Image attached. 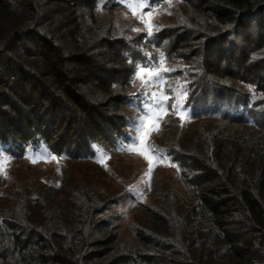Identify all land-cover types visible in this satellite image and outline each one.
<instances>
[{
	"label": "trees",
	"instance_id": "obj_1",
	"mask_svg": "<svg viewBox=\"0 0 264 264\" xmlns=\"http://www.w3.org/2000/svg\"><path fill=\"white\" fill-rule=\"evenodd\" d=\"M180 1L185 16L153 42L188 63L187 103L219 123L166 147L194 203L148 209L132 246L111 198L49 190L11 206L0 195V264H264V0ZM98 2L0 0V145L43 144L78 162L123 140L145 59Z\"/></svg>",
	"mask_w": 264,
	"mask_h": 264
},
{
	"label": "rangeland",
	"instance_id": "obj_2",
	"mask_svg": "<svg viewBox=\"0 0 264 264\" xmlns=\"http://www.w3.org/2000/svg\"><path fill=\"white\" fill-rule=\"evenodd\" d=\"M150 2L151 15L145 16L143 22L133 15V10L122 0H99L98 8L103 20H113L120 36L129 38L131 42L136 40L134 44L139 40L137 48L145 60L139 61L135 70L137 65L156 66L163 56V66L174 69L169 72L161 69L163 79L167 83L161 87L143 88L142 80L132 79L131 100L126 110L128 127L125 137L112 149L94 144L91 148L92 155L84 156L78 162H71L62 155L51 154L43 144L24 146L23 150L11 143L1 144L0 195L3 204L14 206L32 198L38 200L42 198L44 202L48 194L52 193L49 190H61L60 194L63 195H59V200L65 202L76 200L78 194L87 192H91L90 195L94 193L101 201L111 198L116 203L108 212L117 218L119 240L136 246L137 239L133 229L135 226H146L148 209L152 208L154 214L159 213L163 206L173 211L170 203L175 202V206H178L179 211L182 212L194 203L193 194L181 177V170L178 171L177 167L171 166L168 160L157 162L148 152L146 144L154 143L163 150V154L167 155V146L193 144L201 133L217 129L219 123L211 116L201 117L187 103L188 84L185 78L188 63L183 59L168 58L159 47L155 46L153 39L159 31L153 36L146 35L145 22L158 26L161 31L182 20L187 8L180 0H150ZM105 6L108 8L115 6V8L107 15L103 11ZM136 11L138 14L140 11L148 13L149 8L144 7ZM133 28H139L141 31H133ZM147 79L145 74L143 80ZM180 86H183L187 92L185 120L182 122L169 108L163 114V120L159 125L152 121L146 124L141 137L143 143H140L135 151H124L132 123L149 110L147 106H157L150 96L161 90L164 94L172 96L174 91L180 90ZM246 90L251 92L248 87ZM171 103L172 100H169L168 105ZM258 132L259 136L264 138V129ZM7 157L11 159L6 160ZM33 159L36 162H33ZM150 162L153 171L146 176ZM45 191L48 192L46 195L43 194Z\"/></svg>",
	"mask_w": 264,
	"mask_h": 264
},
{
	"label": "snow or ice",
	"instance_id": "obj_3",
	"mask_svg": "<svg viewBox=\"0 0 264 264\" xmlns=\"http://www.w3.org/2000/svg\"><path fill=\"white\" fill-rule=\"evenodd\" d=\"M122 2L126 3V6L133 10V15L136 16L138 19H141L143 22V19L145 16L151 15V9L152 4L150 0H122ZM144 7L149 8L148 13H144L143 11H140L139 14L137 13V9H143ZM170 14V13H169ZM145 29H146V35L147 36H153L155 32L160 31V28L158 26H154L149 22H145ZM155 29V31L153 30ZM133 31L140 32L141 29L139 28H133ZM164 58L161 56L160 61L157 63L156 66H141L137 65L136 70L133 73V80H142V87L148 88L152 86L161 87L165 83H167L162 76L163 69L164 72L173 71L174 69L164 67ZM147 75L148 79L143 80V76ZM171 87V85H169ZM250 91L251 86H249ZM150 99L153 101L154 104H157V106H147L149 110L144 114L138 116L135 121L132 123L130 132L126 141V145L124 146L123 150L127 152H132L137 149V146L140 143H143L141 140V137L143 135L144 128L149 121L154 122L155 124L159 125V123L163 120V114L166 113L169 108L170 110L177 114L181 121L183 122L186 118V109H185V101L187 99V92L183 89V86H180L179 91H174V94L172 96H169L167 94H164V92L161 90L159 93H153L150 96ZM172 100L171 105H168V101ZM159 130L158 128L156 129ZM147 150L149 153L152 154L153 158L157 160V162H163L164 160H168L171 164V166L177 167V170L179 171L178 164L171 158L170 154H163V150L159 149L157 146H155L154 143H147L146 144ZM55 159V157H52ZM147 158V157H146ZM6 160H10V157L5 158ZM33 162H36L35 159H33ZM0 171H2V168H0ZM153 171V166L151 162L149 163L148 172L145 173V175H149Z\"/></svg>",
	"mask_w": 264,
	"mask_h": 264
}]
</instances>
